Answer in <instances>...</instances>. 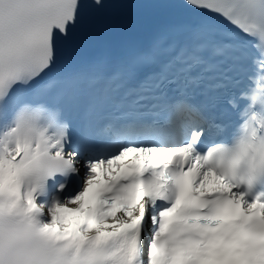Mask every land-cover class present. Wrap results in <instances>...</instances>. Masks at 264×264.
I'll return each mask as SVG.
<instances>
[{
	"label": "snow or ice",
	"instance_id": "1",
	"mask_svg": "<svg viewBox=\"0 0 264 264\" xmlns=\"http://www.w3.org/2000/svg\"><path fill=\"white\" fill-rule=\"evenodd\" d=\"M130 6L0 0V264H264V0H151L162 32L81 58Z\"/></svg>",
	"mask_w": 264,
	"mask_h": 264
}]
</instances>
